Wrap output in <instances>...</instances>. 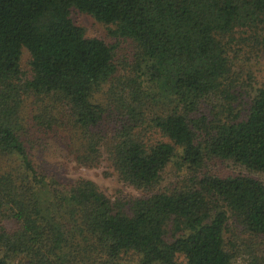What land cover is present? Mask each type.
<instances>
[{
  "label": "trees",
  "instance_id": "1",
  "mask_svg": "<svg viewBox=\"0 0 264 264\" xmlns=\"http://www.w3.org/2000/svg\"><path fill=\"white\" fill-rule=\"evenodd\" d=\"M72 8L115 39L85 35ZM248 43L264 64V0H0V264H232L236 230L264 236V183L205 167L264 173V82L231 103ZM56 142L140 192L63 182L43 165ZM171 158L183 175L161 187Z\"/></svg>",
  "mask_w": 264,
  "mask_h": 264
},
{
  "label": "rangeland",
  "instance_id": "2",
  "mask_svg": "<svg viewBox=\"0 0 264 264\" xmlns=\"http://www.w3.org/2000/svg\"><path fill=\"white\" fill-rule=\"evenodd\" d=\"M70 17L76 24L83 26L85 35L87 36H102L108 41L115 39L107 33L106 26L96 21L87 13L80 12L76 9L70 10ZM118 53H120V61L124 57L130 58L132 46L129 41L119 40ZM28 53L22 48L20 66L27 70L28 68ZM232 76L236 78L234 84V99L231 103L242 112L246 108L250 97L254 94L256 89L264 82V64L258 52L255 50L253 44H244L236 53V59L232 65ZM152 108V104L148 103ZM149 110H147V113ZM145 139L155 140L162 139L159 133L153 129H145ZM44 168L50 173H55L59 179L65 183L71 182L76 177H87L93 180L98 187L105 193L113 195L120 192L123 195H135L140 191L134 189L125 182H121L115 174H104L103 170L107 169L105 164L100 163L95 167H83L78 165L69 154L68 150H64L57 142L46 147L43 151ZM176 158H171L164 168L160 171L159 186H171L178 184L183 169L176 167ZM207 169L215 173H235L241 172L260 179L264 183V173L245 168L243 165L233 163L230 160H220L212 158L206 162ZM6 227H13L15 223L11 220L1 222ZM234 242L238 249V255L232 260V264H256L262 263L264 260V236L251 235L245 232H238L232 235ZM177 261L183 264L181 255L176 256ZM17 259H12L16 262ZM24 264H27L25 257L21 259ZM125 264H135L137 259L135 255L126 256L124 258ZM155 264V263H153Z\"/></svg>",
  "mask_w": 264,
  "mask_h": 264
}]
</instances>
